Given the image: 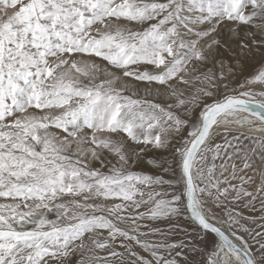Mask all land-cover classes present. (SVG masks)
Returning a JSON list of instances; mask_svg holds the SVG:
<instances>
[{
	"label": "snow or ice",
	"instance_id": "6c2138e0",
	"mask_svg": "<svg viewBox=\"0 0 264 264\" xmlns=\"http://www.w3.org/2000/svg\"><path fill=\"white\" fill-rule=\"evenodd\" d=\"M0 264H264V0H0Z\"/></svg>",
	"mask_w": 264,
	"mask_h": 264
},
{
	"label": "rangeland",
	"instance_id": "374dc122",
	"mask_svg": "<svg viewBox=\"0 0 264 264\" xmlns=\"http://www.w3.org/2000/svg\"><path fill=\"white\" fill-rule=\"evenodd\" d=\"M181 223H182L185 227L189 228V230H191L192 225H191L190 223L185 222V221H181ZM161 226H162V227H165V225H161ZM176 238H179V237H176ZM211 242H212V239L210 238L209 241H208L209 245L211 244Z\"/></svg>",
	"mask_w": 264,
	"mask_h": 264
},
{
	"label": "bare ground",
	"instance_id": "6f19581e",
	"mask_svg": "<svg viewBox=\"0 0 264 264\" xmlns=\"http://www.w3.org/2000/svg\"><path fill=\"white\" fill-rule=\"evenodd\" d=\"M245 115H249V118H252V117H251V115H250V114H248V113H245Z\"/></svg>",
	"mask_w": 264,
	"mask_h": 264
}]
</instances>
